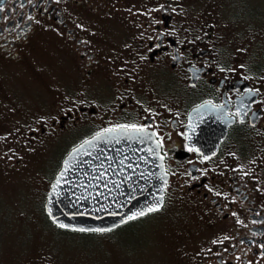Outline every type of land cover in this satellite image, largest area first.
<instances>
[{"label": "flooded vegetation", "instance_id": "1", "mask_svg": "<svg viewBox=\"0 0 264 264\" xmlns=\"http://www.w3.org/2000/svg\"><path fill=\"white\" fill-rule=\"evenodd\" d=\"M252 3L246 25H264ZM198 19L175 0H0V72H27L44 37L67 67L54 109L4 141L20 151L67 140L70 152L104 132H152L169 180L151 215L175 184L207 224L197 264H264V57L236 66Z\"/></svg>", "mask_w": 264, "mask_h": 264}, {"label": "rangeland", "instance_id": "2", "mask_svg": "<svg viewBox=\"0 0 264 264\" xmlns=\"http://www.w3.org/2000/svg\"><path fill=\"white\" fill-rule=\"evenodd\" d=\"M175 1L221 36L236 66L264 57V25L253 24L250 29L246 19L239 17L243 0ZM252 7L264 12V0H254ZM130 11L133 7L124 5L117 12ZM262 14L258 23H264ZM33 48L27 72H0V264H197L199 239L207 224L176 193L175 184L170 185L162 212L97 233L96 238L46 223L44 204L69 143L66 140L56 148L22 146L18 151L4 141L13 136L14 144L21 136L26 138L24 122L47 115L44 106L54 109L62 96L54 80L61 72L65 77L67 67L58 65L52 39L44 37ZM34 89L46 90L47 101L31 94Z\"/></svg>", "mask_w": 264, "mask_h": 264}, {"label": "water", "instance_id": "3", "mask_svg": "<svg viewBox=\"0 0 264 264\" xmlns=\"http://www.w3.org/2000/svg\"><path fill=\"white\" fill-rule=\"evenodd\" d=\"M202 110L205 107L196 112ZM168 180L161 145L152 132H104L65 157L48 192L44 211L61 230L111 232L159 212L165 204ZM61 223L66 227H60ZM81 228L87 230L79 231ZM97 228L103 231L90 230Z\"/></svg>", "mask_w": 264, "mask_h": 264}, {"label": "trees", "instance_id": "4", "mask_svg": "<svg viewBox=\"0 0 264 264\" xmlns=\"http://www.w3.org/2000/svg\"><path fill=\"white\" fill-rule=\"evenodd\" d=\"M253 4V3H252ZM243 6H244V4H243ZM239 12V17H243L244 19H247V16H246V14L245 13H247V11L245 10V9H243V10H241V12L240 11H238ZM251 14H254L253 12H254V10L253 9H251ZM44 220H46L47 219V222L46 223H51L50 222V220L48 219V217L46 216V214L44 215ZM99 234H94V233H92V236L91 237H93V238H96V236H98Z\"/></svg>", "mask_w": 264, "mask_h": 264}, {"label": "snow or ice", "instance_id": "5", "mask_svg": "<svg viewBox=\"0 0 264 264\" xmlns=\"http://www.w3.org/2000/svg\"><path fill=\"white\" fill-rule=\"evenodd\" d=\"M124 127H129V126H127V125H125ZM132 128H136V126L135 125H132L131 126ZM137 131H142V129H136ZM99 135V134H98ZM140 215H143V213H140ZM135 217L133 216V217H129V219H134ZM60 227H62V228H64V227H66V225H64V224H60L59 225ZM87 229H84V228H81V229H79V231H86ZM91 231H103V229H99V228H97V229H90Z\"/></svg>", "mask_w": 264, "mask_h": 264}]
</instances>
